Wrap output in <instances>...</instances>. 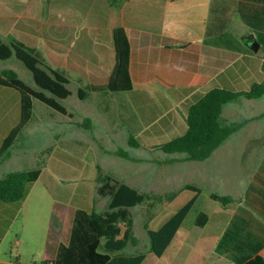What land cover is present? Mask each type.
Here are the masks:
<instances>
[{
    "label": "crops",
    "instance_id": "0c3cea01",
    "mask_svg": "<svg viewBox=\"0 0 264 264\" xmlns=\"http://www.w3.org/2000/svg\"><path fill=\"white\" fill-rule=\"evenodd\" d=\"M230 7L242 14L258 35L245 33L244 41L242 32V40L238 41L225 34L222 27ZM117 26L126 30L130 43L133 87L120 92L89 90L88 87L108 82L115 64L113 29ZM0 38L5 43L15 40L38 49L52 66L69 73L68 87H76L79 99L92 95L93 106L104 112L105 118L111 113H123L128 129L123 132L137 134V139L130 134L129 139L133 137L139 145L148 143L157 148L166 141L159 142L161 135L177 136L186 130L188 106L208 89H248L252 82L263 78L264 58L256 50L251 51L249 43L255 41L264 47V0H0ZM79 89L87 91L85 98L79 97ZM123 93L129 97L125 105ZM242 98L254 100L256 105L262 103V108L238 118L236 121H242L238 130L243 131L250 118L255 117L260 120L257 132H264V94L225 103L219 118L225 122L220 123L233 121L231 111L242 106ZM0 103V116L7 118L10 105L19 110V94L0 86ZM66 109L71 116H65L73 118L74 110ZM15 118L1 127V140L17 121ZM242 145L248 146L243 142ZM249 145L258 146L254 142ZM261 186L255 177H250L242 185L246 193H224L232 200L203 210L207 214L206 223L200 226L206 228L204 236H194L183 228L182 222L163 254H153L150 264H200V252L216 245L229 254L211 255L206 264H239L254 255H264ZM9 208V203L0 202V215ZM67 237L54 243L53 256ZM188 243H196L194 252L186 249ZM170 248L173 250L169 254ZM149 256L147 251L141 264H147ZM163 257L165 261L161 262Z\"/></svg>",
    "mask_w": 264,
    "mask_h": 264
},
{
    "label": "rangeland",
    "instance_id": "374dc122",
    "mask_svg": "<svg viewBox=\"0 0 264 264\" xmlns=\"http://www.w3.org/2000/svg\"><path fill=\"white\" fill-rule=\"evenodd\" d=\"M225 15L228 20L222 31L232 35L233 40H242V32L244 41L247 38L245 33L258 35L255 27L249 26L233 7ZM256 54L264 58V47L259 45ZM2 68L14 69L19 77L36 88L31 71L15 55L0 59ZM70 88L73 94L60 102L74 110L73 118L33 99L32 119L7 154L0 157V177L14 170L41 169L38 178L28 184L25 197L9 203L11 208L0 215V264H34L53 257L52 246L58 239H66L75 208L88 211L106 208L107 197L97 193L99 175L107 174L125 182L148 193L151 196L148 201H154V206L145 202L129 208L134 234L139 239L137 245H128L124 249L130 254L148 251L146 223L157 229L194 195L193 190L185 188L186 184L201 188L197 201L183 221V228L196 237L206 233V228L194 225L197 215L221 205L210 198L211 192L219 195L246 193L242 185L247 184L250 177H255L264 193V132H257L260 120L255 117L250 118L243 131L241 128L228 136L210 157L189 160L185 153L164 152L148 143L131 144L129 134L136 139L137 134L123 132L128 130L123 113L120 116L111 113L105 118L104 112L93 106L92 95L81 100L76 87L70 85ZM122 99L125 105L129 97L123 93ZM257 104L254 100L242 98V106L231 111V120L258 113L262 103ZM18 111L17 107L10 105L8 117L0 116V134L3 133L1 127L18 118ZM13 114L16 115L10 116ZM220 122L225 121L221 118ZM174 135H161L159 142ZM242 142L248 146L245 148ZM251 142L258 146H250ZM120 151L126 156L120 155ZM186 247L194 252L198 246L188 243ZM172 250L170 248L168 253ZM227 254L225 248L216 245L200 252L199 261L206 264L211 255ZM152 255L150 252L147 264L153 260Z\"/></svg>",
    "mask_w": 264,
    "mask_h": 264
},
{
    "label": "trees",
    "instance_id": "16d2710c",
    "mask_svg": "<svg viewBox=\"0 0 264 264\" xmlns=\"http://www.w3.org/2000/svg\"><path fill=\"white\" fill-rule=\"evenodd\" d=\"M115 1V0H111ZM115 64L104 86L88 87L89 90L128 91L133 84L129 73L130 43L126 30L117 26L113 29ZM15 55L28 68L36 88L26 83L12 68L0 69V86L14 89L19 94V114L0 142V157L7 154L23 129L33 116V99H38L55 111L70 115L60 102L71 94L68 87L69 73L61 67L52 66L36 48L25 46L19 41L5 43L0 38V59ZM263 78L251 83L248 89H232L214 86L192 102L185 115L186 130L158 145L157 148L168 153H185L189 160H204L231 134L242 126V121H231L222 125L219 121L225 103L238 97L257 98L264 94V59L262 61ZM87 91L79 89V97L85 98ZM131 144H137L130 137ZM120 155L126 156L120 151ZM41 173L39 167L27 170H14L0 177V201L14 203L22 200L28 190V184L35 181ZM97 193L107 197V206L101 211L75 208L67 240L60 242L56 253L34 264H141L147 252L130 254L124 252L128 245H137L138 237L134 234L133 218L130 207L147 202L151 196L135 187L121 182L110 175H99ZM186 189L195 193L178 208L161 226L152 229L145 224L149 237L148 251L161 256L171 242L176 230L182 224L193 207L201 188L186 184ZM210 198L227 204L232 198L214 192ZM151 216L149 217V220ZM207 214L200 212L195 224L203 226ZM239 264H264V255H254Z\"/></svg>",
    "mask_w": 264,
    "mask_h": 264
},
{
    "label": "water",
    "instance_id": "95a60500",
    "mask_svg": "<svg viewBox=\"0 0 264 264\" xmlns=\"http://www.w3.org/2000/svg\"><path fill=\"white\" fill-rule=\"evenodd\" d=\"M250 48H252L253 50H257L258 49V44L255 41H252L249 43Z\"/></svg>",
    "mask_w": 264,
    "mask_h": 264
}]
</instances>
